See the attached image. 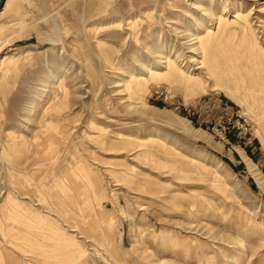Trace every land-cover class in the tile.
Here are the masks:
<instances>
[{"label": "rangeland", "instance_id": "1", "mask_svg": "<svg viewBox=\"0 0 264 264\" xmlns=\"http://www.w3.org/2000/svg\"><path fill=\"white\" fill-rule=\"evenodd\" d=\"M260 2L17 0L0 15V264H264V190L249 173L251 163L264 176V97L182 66L191 53L179 49L210 20L198 11L209 7L245 15L264 59ZM176 50L178 79L138 66ZM190 72L202 82H188ZM139 73L146 87L128 90ZM121 137L140 147L122 149ZM173 154L191 165L174 170ZM147 175L165 195L139 186ZM88 188L78 214L56 200Z\"/></svg>", "mask_w": 264, "mask_h": 264}, {"label": "bare ground", "instance_id": "2", "mask_svg": "<svg viewBox=\"0 0 264 264\" xmlns=\"http://www.w3.org/2000/svg\"><path fill=\"white\" fill-rule=\"evenodd\" d=\"M16 2H17V0H5V2L3 4L4 6L0 11V15L5 13V12L12 10L13 7L15 6ZM261 5H264V2L261 3ZM198 11L203 12V15L205 17H210V20L205 21V23H203L202 25L198 24L200 26L196 28L197 29L196 33L193 34L191 39L188 38L190 40L186 39L188 36L185 34H187V33L182 32L183 34L182 35L180 34L183 37V38L181 37V39H183V41L185 39L186 40L182 43L180 42L181 44H180L179 49L181 48V50H182V48H184L191 53V55H189L188 57L184 56L183 59H180V62L181 61H182V63L184 62V64L182 66H185V67L188 66V68H192L193 70L201 69L202 71L207 73L212 78L223 77L224 83H226V85L229 86L230 88H233L234 91L237 92V94L243 93V90H245V89H249L250 92L253 93L252 98H254V96L259 97V98L264 97V59H261V56L258 55L257 50L255 49V47L253 45L252 38H251V36L248 35L249 32L252 33V35H253V29L251 28V25H250L251 23H248L245 20V18H246L245 15H242L238 12V13L232 14L231 15L232 19L230 20V19H226V17L225 18L222 17L221 14L220 15H214L211 12L209 7L204 8V9L199 7ZM190 17H191V15H190ZM241 18L243 19V21L240 20ZM262 23L264 26V22H262ZM130 26L131 25L128 26L129 28L127 27L128 30H131ZM187 26L191 27L189 23L187 24ZM236 26H239V27H236ZM235 28L239 29L240 38L231 42V38L233 37V36H231V34L234 32ZM133 36H134V34H133ZM176 51L178 52V50H176ZM159 52L160 51H157L155 54H153V59H155V61L154 60L153 61L147 60L144 63H142L141 61L138 63V66L141 67V69L143 68L144 69L143 71H146L148 73V76H151V78L154 77V79H156L158 75H161L162 78H167V79L168 78H176V79H178L185 74V70L182 69L181 65L180 66L178 65L179 63H177L178 62L177 59L180 58V51L176 54V57L174 59L168 58L167 55L162 57L159 54ZM229 52H231V53L229 54ZM148 54H150V53H147V57H148ZM146 64H149L150 66L151 65L152 66L146 68V66H145ZM158 68H164L165 71L163 73H159L160 71L158 70ZM142 73L135 74L131 77L130 86H127L128 90L134 86L135 88L137 87V88H139V90L141 89V91H142L143 88L146 87L147 80L145 79L144 75H142ZM190 73L191 74L188 75L186 78L188 82H191V83L196 82L199 84L202 82L201 78H199L195 73H192V72H190ZM155 76H156V78H155ZM135 88H134V90H135ZM127 89L125 91L129 92V97L132 98L133 93L135 94V92L133 90L128 91ZM139 90H137V92ZM140 94H143V93H140ZM117 101L120 102V100H117ZM124 103H123V106H124ZM128 105H130V104H128ZM131 108L132 107H130V109ZM133 108H132V110H133ZM195 136H196L195 134L190 135L191 138L192 137L194 138ZM114 144H115V146H118V145H116V143H112L113 146H114ZM127 145L131 146L132 148L133 147L137 148V146L140 147V144L136 143L134 139H130V138L128 139L125 137H121V144H120L121 148L122 147L124 148V146H127ZM120 146H118V147H120ZM154 147L156 148V146H154ZM176 155L177 154L172 155L173 160H175V161L171 162L172 168L174 170H178V172L185 171V169L182 168L180 166V164L181 165L186 164V165L190 166L191 165V164H189V163H191L190 159L180 158L179 155L178 156H176ZM180 159H181V161H180ZM198 163H199L198 165L200 166V164L202 162L198 161ZM127 165H129V164H126L125 166L127 167ZM124 171L127 173L126 169ZM90 173H91L90 171L86 172V174H90ZM249 173L251 176H253L252 178H254L256 180V182L260 185V187L264 190V176L256 168H253L251 163H249ZM84 174L85 173H82L83 176H84ZM202 174L207 175V172H205V170L203 169ZM85 178L88 179V177H86V176L84 177V179ZM128 180H129L128 181L129 183H132V182L135 183V181H133V179L132 180L128 179ZM87 182H89V185H91V186L96 184L95 181H91V180H89ZM87 185H88V183H87ZM98 185L99 184L97 183L95 186H93L95 188V191L97 190ZM139 186H142L148 190L147 192L151 194V197L149 196L150 198L156 197L157 194H159V193H160V195H165L164 189H160V188L156 187L152 183V181H150L149 175H147L145 177H141V182H140ZM57 187H58V185H57ZM88 187H90V186H88ZM66 188L67 187H65V189ZM86 190H82V192L80 194H78L74 191L68 192L69 191L68 190V191H65L63 195L58 196L56 198V200L57 201H59V200L63 201V198H67L66 201H68V202L66 203V205L63 208V210L64 209L66 210V211L64 210V212H66V214L70 213L72 215L78 214L77 211L78 210L81 211V209L86 206V205H84V200L86 199V195L89 196V194H90L89 188ZM62 191H64V190L62 189ZM162 192H163V194H162ZM180 196H181L180 194L178 195L177 193H173L169 196L168 199L172 200V201L173 200L176 201L178 198H180ZM80 201H81V203H80ZM203 202H206V200H203ZM189 203L191 206H196L197 208L201 207L200 202L196 198L190 199ZM79 204H82V206L79 207L78 206ZM200 209L203 212H206L208 210L206 207L205 208L201 207ZM223 212L225 213L226 211L223 210ZM214 213L216 214V211H214ZM78 216L81 217L80 215H78ZM102 221L105 224H107V227L109 229H112L115 226V224H113L110 221H108V223H107L106 219L105 220L103 219ZM251 226L253 228L252 230L261 231L260 229H258V228H261L258 223L254 222V224H251ZM47 228H50V227H47ZM41 235L44 238L46 237L44 232H41ZM91 235H92V233H91ZM234 243H236V242H234ZM61 247H63V245ZM61 247H60V249H62ZM39 249L44 251V252L45 251L48 252L49 257L51 259L56 260V259L62 258L61 256L58 255L59 249L58 250L57 249L50 250V252H49V249L45 246V244L43 242H41L39 244ZM64 252L68 253V251L66 252L65 250H64ZM44 258H46V257H44ZM64 258H67V257H64Z\"/></svg>", "mask_w": 264, "mask_h": 264}, {"label": "water", "instance_id": "3", "mask_svg": "<svg viewBox=\"0 0 264 264\" xmlns=\"http://www.w3.org/2000/svg\"><path fill=\"white\" fill-rule=\"evenodd\" d=\"M4 2H5V0H0V9L2 8Z\"/></svg>", "mask_w": 264, "mask_h": 264}, {"label": "built area", "instance_id": "4", "mask_svg": "<svg viewBox=\"0 0 264 264\" xmlns=\"http://www.w3.org/2000/svg\"><path fill=\"white\" fill-rule=\"evenodd\" d=\"M216 130H218V128H216Z\"/></svg>", "mask_w": 264, "mask_h": 264}]
</instances>
